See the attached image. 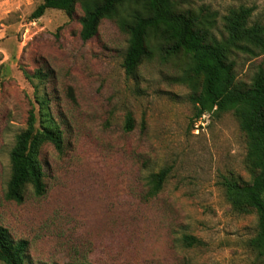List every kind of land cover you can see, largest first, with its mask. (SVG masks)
<instances>
[{
	"label": "rangeland",
	"instance_id": "374dc122",
	"mask_svg": "<svg viewBox=\"0 0 264 264\" xmlns=\"http://www.w3.org/2000/svg\"><path fill=\"white\" fill-rule=\"evenodd\" d=\"M176 1L207 6L220 28L240 6L264 22V0ZM41 2L0 0V224L28 241V264H264L248 245L256 213L235 210L220 181L252 180L246 135L232 111L194 120L201 76L189 59L156 47L127 75L129 36L115 18L83 40L79 2L71 16L50 8L31 19ZM235 59L246 84L264 64V54ZM37 96L49 98L64 150L43 146V195L27 185L22 201L9 200L10 151ZM164 167L152 197L148 176ZM185 233L203 243L185 246Z\"/></svg>",
	"mask_w": 264,
	"mask_h": 264
},
{
	"label": "trees",
	"instance_id": "16d2710c",
	"mask_svg": "<svg viewBox=\"0 0 264 264\" xmlns=\"http://www.w3.org/2000/svg\"><path fill=\"white\" fill-rule=\"evenodd\" d=\"M79 2L83 9L80 35L89 40L96 35L104 18H115L128 34L123 67L127 75H134L145 57L158 48L166 55H183L190 68L201 76V89L192 96L195 119L205 113L219 115L232 111L247 138V167L253 173L250 182L223 175L221 184L227 200L240 212L253 210L257 216V233L248 245L264 262V64L258 67L250 84L239 82L236 75V55L264 54V22L251 20L252 8H232L218 26L217 13L207 6L183 8L176 0H42L30 18L38 19L45 12L60 9L68 15ZM38 109L33 106L27 125L15 138L10 151L11 175L6 198L22 201L23 191L31 185L37 195L45 193L43 146L51 143L62 153L64 131L57 123L49 98L37 96ZM193 120V121H194ZM126 129L133 127L127 118ZM169 174L164 167L148 176L150 196L161 191ZM181 242L192 247L202 240L183 234ZM29 243L15 240L0 224V261L4 264H28ZM68 264H91L70 262Z\"/></svg>",
	"mask_w": 264,
	"mask_h": 264
},
{
	"label": "built area",
	"instance_id": "2783aa9c",
	"mask_svg": "<svg viewBox=\"0 0 264 264\" xmlns=\"http://www.w3.org/2000/svg\"><path fill=\"white\" fill-rule=\"evenodd\" d=\"M205 114H203L202 116H204Z\"/></svg>",
	"mask_w": 264,
	"mask_h": 264
}]
</instances>
